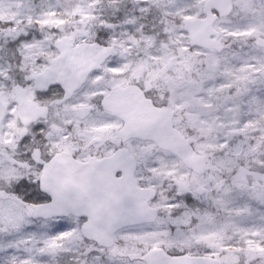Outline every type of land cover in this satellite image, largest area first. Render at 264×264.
<instances>
[{
    "label": "snow or ice",
    "instance_id": "obj_1",
    "mask_svg": "<svg viewBox=\"0 0 264 264\" xmlns=\"http://www.w3.org/2000/svg\"><path fill=\"white\" fill-rule=\"evenodd\" d=\"M0 264H264V0H0Z\"/></svg>",
    "mask_w": 264,
    "mask_h": 264
}]
</instances>
